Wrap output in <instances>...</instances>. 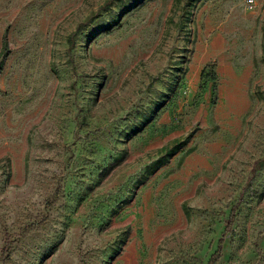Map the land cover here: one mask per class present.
I'll return each instance as SVG.
<instances>
[{"label":"rangeland","instance_id":"obj_1","mask_svg":"<svg viewBox=\"0 0 264 264\" xmlns=\"http://www.w3.org/2000/svg\"><path fill=\"white\" fill-rule=\"evenodd\" d=\"M220 236L212 264H264V0H0V264Z\"/></svg>","mask_w":264,"mask_h":264},{"label":"trees","instance_id":"obj_2","mask_svg":"<svg viewBox=\"0 0 264 264\" xmlns=\"http://www.w3.org/2000/svg\"><path fill=\"white\" fill-rule=\"evenodd\" d=\"M192 2H195V0H191ZM200 75H201V72H200ZM212 78L214 79V75H211ZM212 89L214 90V85H212ZM184 144V141H180V142H177V143H173L171 146H169L164 154H162L158 159L157 161L155 162V167L163 164L164 162H166L167 158L169 156H171L181 145ZM154 168H147V171L151 172ZM229 220L228 218H226V223H228ZM222 244H223V237L220 236L218 239H217V242H216V245H215V248L212 252V256L209 258L208 260V263L207 264H212L213 260L215 257H217L219 255V253L221 252V249H222Z\"/></svg>","mask_w":264,"mask_h":264},{"label":"built area","instance_id":"obj_3","mask_svg":"<svg viewBox=\"0 0 264 264\" xmlns=\"http://www.w3.org/2000/svg\"><path fill=\"white\" fill-rule=\"evenodd\" d=\"M248 1V4H249V7L252 5L253 3V0H247Z\"/></svg>","mask_w":264,"mask_h":264}]
</instances>
